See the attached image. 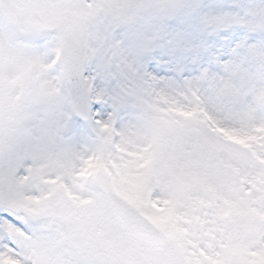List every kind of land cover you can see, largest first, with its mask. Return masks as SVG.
<instances>
[{
  "label": "snow or ice",
  "instance_id": "1",
  "mask_svg": "<svg viewBox=\"0 0 264 264\" xmlns=\"http://www.w3.org/2000/svg\"><path fill=\"white\" fill-rule=\"evenodd\" d=\"M0 9V264H264V0Z\"/></svg>",
  "mask_w": 264,
  "mask_h": 264
},
{
  "label": "rangeland",
  "instance_id": "2",
  "mask_svg": "<svg viewBox=\"0 0 264 264\" xmlns=\"http://www.w3.org/2000/svg\"><path fill=\"white\" fill-rule=\"evenodd\" d=\"M248 2L250 3H259V0H248ZM1 11V14H0V17H3L4 15H6L7 13H5L2 9H0Z\"/></svg>",
  "mask_w": 264,
  "mask_h": 264
}]
</instances>
